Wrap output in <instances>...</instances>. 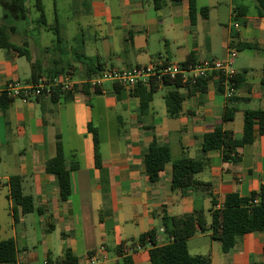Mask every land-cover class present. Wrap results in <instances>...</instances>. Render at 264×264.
Instances as JSON below:
<instances>
[{"label": "crops", "instance_id": "1", "mask_svg": "<svg viewBox=\"0 0 264 264\" xmlns=\"http://www.w3.org/2000/svg\"><path fill=\"white\" fill-rule=\"evenodd\" d=\"M67 1L83 21L77 24L82 42L70 50L67 61L49 55L40 61L38 43L20 35L32 61L42 63L40 79L49 85L70 76L73 88L57 101L46 90L28 101L0 97V240L15 242L16 264L61 261L66 249L78 264H124L125 257L134 264H151V246L137 249L139 237L156 230V240L163 245L165 217L200 212L211 225L212 211L223 208L227 195L247 197L264 185V135L256 134L252 144L237 150L238 163L225 162L221 151H202L205 134L222 126L239 139L244 111H264V15L257 0H196L195 24L189 0L168 2L159 11L151 0ZM205 8L208 12L202 14ZM48 27H57L60 36L65 30L49 22ZM238 43L255 48L238 50ZM233 52L234 77L211 73L202 92L181 87L184 100L176 116L169 115L165 101L172 86L156 85L151 95L149 86L140 85V90L122 89L118 95L115 83L105 82L99 94L90 86L87 94L82 92L83 84L106 69L130 70L158 58L184 63L191 56L196 61L226 62ZM24 59L21 52L0 49V91L13 81L31 84L32 63L27 59L28 68ZM90 66L100 71L88 76ZM239 75L235 85L232 79ZM231 97L238 99V112L225 122ZM90 127L99 141V168ZM57 136L70 169L67 201L61 200L56 177L46 171L56 155ZM154 142L169 147L171 161L152 183L144 157ZM183 158L204 163L192 180L209 185L207 189H187L183 194L172 188L173 163ZM13 176L22 178L23 193L34 201L33 212L23 214L12 199ZM125 248L132 252L125 254ZM188 248L191 255L208 256L210 264H264V231L238 237L228 254L211 238V231L198 232L188 240Z\"/></svg>", "mask_w": 264, "mask_h": 264}, {"label": "trees", "instance_id": "2", "mask_svg": "<svg viewBox=\"0 0 264 264\" xmlns=\"http://www.w3.org/2000/svg\"><path fill=\"white\" fill-rule=\"evenodd\" d=\"M27 1L34 2V8L39 13L38 24L44 26L47 30L53 29L48 27L47 16L42 0H0V6L3 7L5 13L4 18L0 22V49L7 51L21 52L32 63V76L29 80L32 84H37L41 78L42 63L33 62L31 54L26 45L21 46L13 42V36L17 33V22L27 21L28 9ZM155 10L159 11L164 8L168 2L178 3L181 0H151ZM260 5V15H264V0H257ZM208 9H202L201 13H207ZM189 13L191 24L196 23L197 6L196 0H189ZM15 24H8L9 20ZM55 34L61 40L59 29L56 27ZM238 50L255 48L253 45L240 44L236 45ZM159 59V58H158ZM156 60L157 64L160 60ZM196 60L193 56L185 63H193ZM100 71L99 66H90L88 76L95 75ZM241 80L240 75L232 79L235 85ZM210 78L202 79L198 84L191 88L194 92H202L206 89ZM165 86L174 87L165 96L166 106L169 115L176 116L181 112L183 96L178 92L181 88L179 82L165 83ZM150 94H154L157 90L156 84L153 82L149 85ZM118 95L123 91L122 87L115 84L114 86ZM142 86H138L140 90ZM90 87L88 84L82 85V92L87 94ZM99 94V89H94ZM64 94L60 87L51 88V96L53 101ZM120 98V97H119ZM7 99V98H6ZM238 99L231 97L227 101L225 109L224 121L230 122L234 119L238 112ZM95 142V159L97 167H101V152L97 132L90 127ZM256 134L264 135V111L263 110H247L244 111V130L241 138L236 139L231 131L224 130L222 126L217 127L213 132L205 134L203 138L202 151H221L225 162H240L241 155L237 152L239 148L252 144ZM171 161V152L167 146H159L154 142L149 151L145 154L144 163L152 183L159 180L160 174L163 172L165 165ZM204 169V163L183 158L173 163L172 188L180 189L183 194L187 189H195L203 187L207 189L209 185L197 183L192 180V176ZM47 173L54 175L60 188L62 201H67L71 195L70 169L65 158L63 143L61 137L57 136L56 155L46 164ZM10 195L15 204L21 207L23 214H28L34 210V201L31 196L23 193L22 178L13 176L10 179ZM257 201V203H255ZM215 205V204H214ZM18 221V217L15 216ZM164 234L166 242L159 245L156 237L157 231L151 230L139 237L141 247L150 245L149 250L151 264H210L208 256L191 255L188 248V240L194 237L198 232L211 231V238L221 244L222 251L225 254L231 252L234 248L238 237L245 234L264 231V185L258 193H251L247 197H241L237 193L227 195L223 208L212 211V223L207 225L202 213L194 212L192 214L181 217H165L164 218ZM121 252V248H120ZM17 250L15 242L12 239L0 240V264H16ZM46 264H78L77 258L70 249L64 252V258L61 261L53 262L49 259ZM124 264H134L130 257L124 258Z\"/></svg>", "mask_w": 264, "mask_h": 264}, {"label": "built area", "instance_id": "3", "mask_svg": "<svg viewBox=\"0 0 264 264\" xmlns=\"http://www.w3.org/2000/svg\"><path fill=\"white\" fill-rule=\"evenodd\" d=\"M235 56L236 53L233 52L231 58L226 62L210 59L197 60L193 63L166 61L157 64L150 63L130 70L111 68L103 70L87 83L92 89H96L101 88L105 82H113L127 91L140 85L149 86L152 82L156 85L165 86L167 81L179 82L181 87H194L200 80L209 78L211 73L215 72L229 73V77L233 78L235 72L231 69V65ZM73 86L74 83L70 76H66L63 81H53L49 85H46L42 79L37 84H22L19 81H13L4 90L0 91V97L6 96L11 99L19 98L28 101L39 98L42 90H46L51 94L52 87H60L62 91H66L72 89ZM141 248V246H138L137 249L140 250ZM123 252L129 254L132 250L125 248Z\"/></svg>", "mask_w": 264, "mask_h": 264}, {"label": "rangeland", "instance_id": "4", "mask_svg": "<svg viewBox=\"0 0 264 264\" xmlns=\"http://www.w3.org/2000/svg\"><path fill=\"white\" fill-rule=\"evenodd\" d=\"M42 2L45 7V12L49 24L52 26L59 24L65 29L62 32L61 40L58 39V36L54 32L45 30L42 25H39L37 23L39 13L35 10L33 1H27V21H19V33L13 36V40L14 42L21 45L22 34L24 39L26 37H31L33 41L38 43V51H40L38 53V59L40 61H42L43 58L47 55L53 57L54 59H62L67 61V57H70L71 54L70 50L77 49L82 42V33L78 30L77 24L83 23V21L76 13H72L73 9L70 1L56 0L57 9H55L54 7L53 0H42ZM3 10V7L0 6V22L2 21V19H4L5 13ZM8 22V24H15L11 19ZM88 40L89 39L86 36V41ZM24 61L27 67L30 68V64L28 63L27 59H24ZM165 92V89L160 90L157 96H159V98H162ZM192 254H195V252L192 251Z\"/></svg>", "mask_w": 264, "mask_h": 264}]
</instances>
